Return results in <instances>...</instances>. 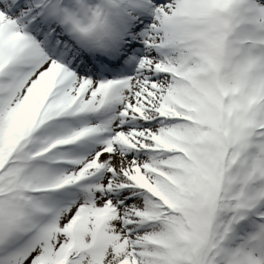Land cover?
Listing matches in <instances>:
<instances>
[{
	"label": "snow or ice",
	"instance_id": "snow-or-ice-1",
	"mask_svg": "<svg viewBox=\"0 0 264 264\" xmlns=\"http://www.w3.org/2000/svg\"><path fill=\"white\" fill-rule=\"evenodd\" d=\"M0 264H264V0H0Z\"/></svg>",
	"mask_w": 264,
	"mask_h": 264
}]
</instances>
